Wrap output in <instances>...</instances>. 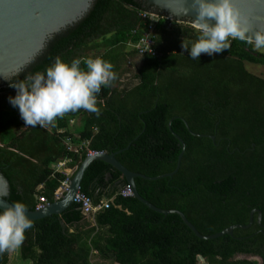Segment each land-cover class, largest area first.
Returning a JSON list of instances; mask_svg holds the SVG:
<instances>
[{
    "label": "trees",
    "instance_id": "trees-1",
    "mask_svg": "<svg viewBox=\"0 0 264 264\" xmlns=\"http://www.w3.org/2000/svg\"><path fill=\"white\" fill-rule=\"evenodd\" d=\"M140 11H148L142 0H94L79 22L50 39L40 56L0 87V172L10 187L8 201L22 202L28 211L40 198L54 202L65 179L55 166H79L88 151L112 153L131 144L116 155L128 170L147 177L171 173L182 150L169 130L174 118L171 129L184 142L180 167L171 178H136L139 195L157 208L182 212L204 236L247 225L252 210L261 212L264 225V79L244 65L264 66V54L234 40L229 50L194 61L182 44L190 47L199 33L175 21L163 27L161 17L155 24L156 55L142 56L134 71L127 62L137 57L134 45L147 26ZM56 57H101L114 66L116 79L101 89L99 115L80 110L46 127L25 126L8 102L16 94L9 84L43 72ZM128 77L137 82L134 87L122 86ZM178 117L192 133L214 136V142L191 134ZM76 119L78 137L70 130ZM125 185L118 171L93 161L80 192L93 206L106 196L109 208L85 216L73 204L59 216L34 221L18 249L20 259L91 264L96 253L109 264H264L257 213L247 229L202 240L178 215L122 197ZM11 257L12 252L0 254V264H10Z\"/></svg>",
    "mask_w": 264,
    "mask_h": 264
},
{
    "label": "clouds",
    "instance_id": "clouds-1",
    "mask_svg": "<svg viewBox=\"0 0 264 264\" xmlns=\"http://www.w3.org/2000/svg\"><path fill=\"white\" fill-rule=\"evenodd\" d=\"M180 3L184 14H194L191 26L199 33L190 47L182 44L192 60L198 61L201 54L213 56L229 50L234 40L256 50L264 49V32L252 31L248 18L234 0H180ZM113 68L101 57L67 62L56 57L43 72L10 83L16 94L8 102L19 110L24 125L31 127L52 125L57 118L80 110L99 115L98 105L103 102L98 97L101 89L111 86L116 79ZM27 212L26 205L19 201L0 209V254L19 249L26 232L34 228Z\"/></svg>",
    "mask_w": 264,
    "mask_h": 264
},
{
    "label": "water",
    "instance_id": "water-1",
    "mask_svg": "<svg viewBox=\"0 0 264 264\" xmlns=\"http://www.w3.org/2000/svg\"><path fill=\"white\" fill-rule=\"evenodd\" d=\"M94 0H0V84H5L13 77L20 74L40 54H42L47 42L53 37L61 34L66 29L74 26L89 11ZM145 2L148 11L165 18L163 27H167L170 21L179 24L184 23L191 26L194 14H184L181 11L180 0H142ZM235 6L248 18L252 31L264 32V0H234ZM187 7V5H186ZM192 27V26H191ZM179 118V117H178ZM172 118L169 122V130L175 139L181 144L182 150L178 156L176 168L173 172L156 177H147L128 170L117 159L116 155L129 148L112 152H94L87 155L83 162L72 172L68 187L61 198L44 205L41 210L28 211L26 215L32 222L51 216H59L74 204V198L80 192L81 181L88 166L93 161H102L118 171L130 187L132 196L150 210L162 214L178 215L184 225L199 239L213 240L223 235L232 236L235 229H247L252 225L254 213L258 214L257 223L261 224V212L252 210L247 225H233L224 230L204 236L201 235L195 226L188 221L185 215L178 210L160 209L143 199L135 185L136 178L150 181L171 178L179 169L184 153V142L171 129ZM185 127L190 131L186 121ZM191 134L198 137L210 138L213 142L214 136ZM252 149L255 145L251 146ZM9 184L0 172V209H6L12 204L8 201Z\"/></svg>",
    "mask_w": 264,
    "mask_h": 264
},
{
    "label": "built area",
    "instance_id": "built-area-1",
    "mask_svg": "<svg viewBox=\"0 0 264 264\" xmlns=\"http://www.w3.org/2000/svg\"><path fill=\"white\" fill-rule=\"evenodd\" d=\"M138 16L142 21H144L147 26L139 39L138 43L134 45V49L136 50L137 57H142L144 55H156V51L154 50V44L156 40V30H155V24L158 22L159 18H161L160 15L151 13L149 11H140L138 13ZM135 33V31H133ZM132 60H129L127 62L128 65H131ZM67 143H69V140H67ZM93 151H88L87 155H93ZM57 171H60L64 176L65 179L61 182L60 188L55 192V199H59L64 194L65 190L68 187V183L70 180V174L65 172L64 170V163H60L57 165ZM121 195L123 197H130L132 195L130 191V187L127 185L121 190ZM74 203L79 205L82 213L85 216H92L96 214L101 209H108L110 203L108 201H103L100 204L93 206L92 200L90 197L84 195L81 192H78L74 198ZM48 204V202L40 198L37 201L35 210H41L44 205Z\"/></svg>",
    "mask_w": 264,
    "mask_h": 264
},
{
    "label": "crops",
    "instance_id": "crops-1",
    "mask_svg": "<svg viewBox=\"0 0 264 264\" xmlns=\"http://www.w3.org/2000/svg\"><path fill=\"white\" fill-rule=\"evenodd\" d=\"M100 52H98L97 54H101ZM132 62H133L134 71H136L138 69V67L140 66V64H141V57H135V58H133ZM122 82H123V83H121L122 86H126V87H134L137 84V82L131 80L130 77H128L127 79H123ZM76 125H77V128L78 129L77 130H74V127ZM80 127H81V121L79 119H76V120H74L71 123L70 130L73 131L74 137H78V132H79ZM76 167L77 166L72 167V168H68L67 170H64V171L67 172L68 174H70V176L72 177V172L74 171V169ZM55 169H57V166H55ZM58 172H60V171H58ZM120 188H121V186H118V189H120ZM105 191H106V194H108L109 193V188L105 189ZM102 198L103 199H102V201H100V203L106 200V196H103ZM69 232L72 233L73 232V229H70ZM90 260H91V262H90L91 264H109V261L108 260L101 259L98 256V254H96V253H92V255L90 257Z\"/></svg>",
    "mask_w": 264,
    "mask_h": 264
},
{
    "label": "rangeland",
    "instance_id": "rangeland-1",
    "mask_svg": "<svg viewBox=\"0 0 264 264\" xmlns=\"http://www.w3.org/2000/svg\"><path fill=\"white\" fill-rule=\"evenodd\" d=\"M180 44H178L177 46L179 47ZM181 47V46H180ZM255 51L257 52H260L262 54H264V49H261V50H256L254 49ZM183 51H185L183 49ZM203 55H207V54H203ZM245 65V68L248 72L264 79V66L262 65H256V64H251V63H247L245 62L244 63ZM19 114V112H18ZM77 125L74 127V130H77ZM257 263V262H256ZM10 264H31L30 261H23L20 259L19 257V251L18 249L13 251L12 252V257H11V263ZM199 264H205V262L203 260H200V263Z\"/></svg>",
    "mask_w": 264,
    "mask_h": 264
},
{
    "label": "flooded vegetation",
    "instance_id": "flooded-vegetation-1",
    "mask_svg": "<svg viewBox=\"0 0 264 264\" xmlns=\"http://www.w3.org/2000/svg\"><path fill=\"white\" fill-rule=\"evenodd\" d=\"M8 82H9V81H8ZM8 82H7V83H8ZM4 85H5V84H0V87H4Z\"/></svg>",
    "mask_w": 264,
    "mask_h": 264
}]
</instances>
